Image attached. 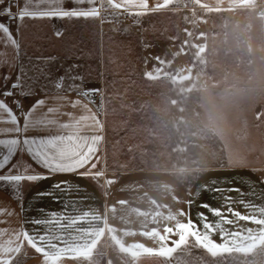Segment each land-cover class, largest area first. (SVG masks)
I'll return each mask as SVG.
<instances>
[{
    "label": "crops",
    "instance_id": "obj_1",
    "mask_svg": "<svg viewBox=\"0 0 264 264\" xmlns=\"http://www.w3.org/2000/svg\"><path fill=\"white\" fill-rule=\"evenodd\" d=\"M170 1L149 0L151 12L171 11L176 6H171ZM192 1L206 10L208 16L203 21L194 22V43H203L201 47H204L208 55L210 51L221 52V46L227 48L229 45L243 43L248 47L255 45L259 50L258 68L264 86V0ZM6 2H11L13 14L18 12L14 0ZM23 3L24 0H20V4ZM165 5L172 8H164ZM107 14H104L103 19L98 17L88 20H13L12 31L14 35L18 32L16 38L20 42V64L27 66L29 60L35 62L37 57H52L55 65L52 68L53 82L73 64L78 67L71 74L82 77V81L65 79L59 95L66 97V101L58 103L54 99L56 89L53 87L47 105L41 111L51 106L59 107L60 114L52 118L61 123L73 122L82 116H95L99 125L88 119L82 122L79 132L81 135L100 136L102 139L90 163L78 172L57 174L32 186L24 185L23 211L9 194L8 188L0 190V209L13 212L10 216L0 215V219L7 220L11 227L19 228L23 225L31 231L40 226L26 221L48 219L53 212L79 217L81 222L77 224V242L62 254L60 264H81L80 256L90 253L105 236L111 238L114 248L103 250L102 264H201L193 260L192 254L171 252L190 233L189 236L202 249L218 256L207 264H264L260 260L250 262L246 256L264 238V180L251 166L236 164L208 167L199 172L189 185L181 180L188 170L106 168L108 129L100 101L112 98L106 95L111 91L127 90L116 89L107 81ZM56 31L63 35L57 37ZM173 43H176L173 48L180 53L185 51L188 42L167 41L159 46V51L165 53ZM163 46H166L165 49ZM123 51L131 52L126 47ZM154 52H158L154 46H137V67L143 69V76H146L145 69L154 58H158ZM198 52L199 49L193 51L194 58ZM213 59L228 60L221 55H213ZM176 60H172V68L177 67ZM41 63L46 66L43 61ZM192 67L195 68V60ZM8 70L0 63V71ZM167 80L161 79L162 88L169 87ZM73 83L79 87V92L66 90ZM191 85L186 86L185 90L191 91L194 99H199L200 96L195 95L199 91L195 79ZM87 89H98L100 96L97 105L90 102L93 95L80 94ZM132 90L133 93L141 94L119 98H145L142 83H136ZM38 95L43 97L45 94L40 92ZM77 100L79 103L73 107L71 102ZM50 131L53 135L61 133L56 128ZM93 164L95 167H92ZM82 172H87L88 176L79 175ZM59 181H66L68 189L63 192L54 190L52 185ZM38 192H53V195L41 198L36 195ZM204 204L210 205L211 209L202 207ZM201 213L203 219L198 215ZM40 231H43L42 227ZM21 264H42V257L29 250Z\"/></svg>",
    "mask_w": 264,
    "mask_h": 264
},
{
    "label": "rangeland",
    "instance_id": "obj_2",
    "mask_svg": "<svg viewBox=\"0 0 264 264\" xmlns=\"http://www.w3.org/2000/svg\"><path fill=\"white\" fill-rule=\"evenodd\" d=\"M169 4L176 7L165 5L172 8L165 13L157 10L133 17L121 11L106 15L107 81L116 89H127L111 91L106 95L112 98L100 101L108 129L106 168L188 170L181 180L189 185L205 168L241 164L254 168L264 180V86L258 68L259 50L243 43L221 46V52L210 51L208 55L203 43H194L193 31L194 22L208 18L206 10L192 0H171ZM9 23L14 24L13 20ZM183 40L188 42L185 51L178 53L173 48L176 43L165 53L159 51L164 42ZM141 44L158 51L154 52L158 58L145 69L146 76L136 61ZM125 47L131 52L123 51ZM198 49L194 58L193 51ZM213 55L228 60H216ZM175 58L177 67L172 68ZM162 78L169 81L165 91ZM194 79L199 99L185 90ZM136 83H142L145 98H119L140 95L132 92ZM107 247L114 248L109 236L81 255L80 263L102 264ZM171 252L192 254L201 264L218 258L188 234ZM246 256L250 262H264V238Z\"/></svg>",
    "mask_w": 264,
    "mask_h": 264
},
{
    "label": "snow or ice",
    "instance_id": "obj_3",
    "mask_svg": "<svg viewBox=\"0 0 264 264\" xmlns=\"http://www.w3.org/2000/svg\"><path fill=\"white\" fill-rule=\"evenodd\" d=\"M14 3L18 8L15 14L12 13L11 2L0 0V63L9 69L0 71V190L8 186L9 194L23 211L24 185L32 186L57 174L78 172L95 156L102 137H89L79 132L82 122L88 119L99 125L95 116H82L79 120L61 123L52 118L60 114L59 107L51 106L41 111L45 109L53 87L56 89L54 99L58 103L66 101V97L59 95L65 79L82 81V77L71 74L78 67L73 64L53 82L52 68L55 65L52 57H37L35 62L29 60L27 66L20 64L18 32L14 35L9 21L103 19L105 13L119 15L121 11L133 17L152 13L149 0H24L23 5L20 0H14ZM55 35L59 37L63 33L56 31ZM42 61L46 66H42ZM66 90L79 92V87L73 83ZM97 91L87 89L80 94L91 96ZM40 92L45 95L40 97ZM26 101L31 103L26 106ZM71 103L76 107L79 100ZM68 115L71 116L70 113ZM53 128L61 130V133L53 135L50 131ZM79 175L88 176L87 172ZM52 188L63 192L68 189V183L59 181ZM36 195L42 198L52 196L53 192H38ZM202 207L211 209L207 204ZM12 214L0 209V215ZM198 215L204 218L203 213ZM80 222L77 216L55 212L48 219L25 222L42 227L41 232L40 227L29 231L23 225L11 227L7 220L0 219V264H21L29 250L42 257V264H60L62 254L77 242V224Z\"/></svg>",
    "mask_w": 264,
    "mask_h": 264
},
{
    "label": "built area",
    "instance_id": "obj_4",
    "mask_svg": "<svg viewBox=\"0 0 264 264\" xmlns=\"http://www.w3.org/2000/svg\"><path fill=\"white\" fill-rule=\"evenodd\" d=\"M115 22H117V20L115 19L114 20ZM99 96H100V93H95L94 95H93V97H92V99H91V103L92 104H94V105H97L99 102H98V98H99Z\"/></svg>",
    "mask_w": 264,
    "mask_h": 264
}]
</instances>
